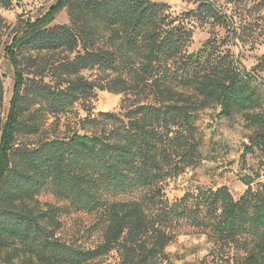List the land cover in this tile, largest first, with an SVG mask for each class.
Segmentation results:
<instances>
[{
  "label": "trees",
  "instance_id": "trees-1",
  "mask_svg": "<svg viewBox=\"0 0 264 264\" xmlns=\"http://www.w3.org/2000/svg\"><path fill=\"white\" fill-rule=\"evenodd\" d=\"M194 4L174 15L154 0H57L16 30L5 49L15 83L4 118L0 75V256L8 263L102 264L116 252L120 264H172L167 249L187 230L208 246L200 264H264L258 182L247 181L238 198L227 186L167 196L172 182L202 166L197 121L206 109L217 119L240 115L249 132L242 161L256 155L264 165V54L248 70L236 52L264 39V0ZM13 5L0 0V8ZM65 9L70 23L54 24ZM196 26L209 27L210 37L191 51ZM3 28L0 17V35ZM25 50L59 55L49 81L26 77ZM24 91L39 107L30 123L21 119ZM98 92L122 95L120 109L95 114ZM43 117L63 120V135L18 143L21 132L40 131ZM43 192L61 206L42 204ZM70 211L97 216L96 247L57 236Z\"/></svg>",
  "mask_w": 264,
  "mask_h": 264
},
{
  "label": "rangeland",
  "instance_id": "rangeland-1",
  "mask_svg": "<svg viewBox=\"0 0 264 264\" xmlns=\"http://www.w3.org/2000/svg\"><path fill=\"white\" fill-rule=\"evenodd\" d=\"M166 3L174 15H180L195 8L196 0H154ZM224 2L225 0H221ZM57 0H14V5L6 10L0 8V17L4 21V28L0 39V75L4 77V105L1 117L4 118L9 110L13 96L15 72L10 61L6 57L5 49L11 44L16 30H18L26 19L36 20L45 15ZM54 24H69L70 14L68 9L59 13ZM210 37L209 27L196 26L194 30L191 51H197L202 44ZM260 43L255 49L248 50L237 48L236 52L243 53L241 56L244 66L251 70L256 65L258 59L264 54V39L260 38ZM243 51V52H242ZM27 56V59L24 57ZM58 54L37 53L25 50L19 56L21 67L30 79L35 74L44 73L46 81L51 75V64ZM88 76L89 73H86ZM259 83L264 84V71L258 75ZM23 103V123H30L32 113L39 109L38 106L29 103L26 91ZM122 95L109 92H98L93 103L94 113L116 112L120 109ZM81 117H85L80 108ZM54 119L43 117L40 120V131L38 133L21 132L18 135V143H34L42 138H53L63 135L65 127L62 120L59 124H53ZM197 127L202 138V166L189 171L181 179L172 182L167 188V196L170 200L180 198L187 190H194L196 187H220L227 186L235 198H238L247 189V181L253 179L254 187L264 188V165L259 156L248 155L246 161H242L243 147L248 131L242 117L235 114L231 119H217L212 109L202 111L198 116ZM38 200L42 204H53L61 206L55 197L49 192H43ZM61 228L57 231V236L77 247L91 249L102 241V232L96 228L97 216L95 214L66 212L60 216ZM167 252L171 255L172 264H200L208 253V246L204 237H197L183 230L176 243L168 247ZM8 259L0 256V264H10ZM102 264H120L119 255L112 252L108 257L103 258ZM14 264H22L15 260ZM215 264V263H209Z\"/></svg>",
  "mask_w": 264,
  "mask_h": 264
}]
</instances>
